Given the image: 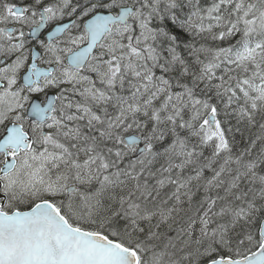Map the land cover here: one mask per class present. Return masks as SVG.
Returning a JSON list of instances; mask_svg holds the SVG:
<instances>
[{
	"label": "snow or ice",
	"instance_id": "1",
	"mask_svg": "<svg viewBox=\"0 0 264 264\" xmlns=\"http://www.w3.org/2000/svg\"><path fill=\"white\" fill-rule=\"evenodd\" d=\"M0 264H264V0H0Z\"/></svg>",
	"mask_w": 264,
	"mask_h": 264
}]
</instances>
